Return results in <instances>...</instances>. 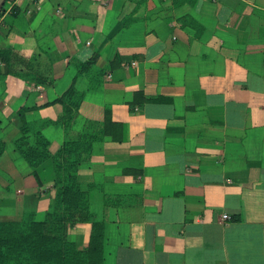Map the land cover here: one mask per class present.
<instances>
[{
  "label": "crops",
  "instance_id": "0c3cea01",
  "mask_svg": "<svg viewBox=\"0 0 264 264\" xmlns=\"http://www.w3.org/2000/svg\"><path fill=\"white\" fill-rule=\"evenodd\" d=\"M27 33L52 59V82L0 62V221L44 219L55 193L51 160L35 176L15 148L18 111L34 107L22 117L56 152L64 130L46 121L61 105L49 102L76 74L69 59L95 56L102 84L79 113L106 133L76 179L94 186L104 264H264V0H0V47ZM90 231L78 222L68 238L83 249Z\"/></svg>",
  "mask_w": 264,
  "mask_h": 264
},
{
  "label": "trees",
  "instance_id": "16d2710c",
  "mask_svg": "<svg viewBox=\"0 0 264 264\" xmlns=\"http://www.w3.org/2000/svg\"><path fill=\"white\" fill-rule=\"evenodd\" d=\"M197 0H172L175 7L192 5ZM17 8L12 13L17 14ZM136 18L122 19L127 26ZM182 24L196 28L202 26L191 17H182ZM32 35L27 33L20 43L0 47V62L6 64L7 74L17 76L35 85L52 82V59L48 52L31 46ZM28 45V46H27ZM76 74L69 87L49 104L59 103L61 112L47 124L60 125L64 139L59 149L50 153L49 142L41 132V126L27 122L23 112L34 108L25 106L18 111L21 118L20 135L14 145L26 162L34 169L46 159L52 162L55 193L44 219L36 220L33 211L23 213L16 221H0V264H104V224L92 221L89 210L91 184H80L76 171L81 163L90 160L93 144L105 137V125L101 121L83 118L79 113L85 91L99 89L105 70L96 66V57L86 61L69 59ZM131 108V107H130ZM4 142L0 140V156ZM104 196V204L112 202ZM233 220H241L233 217ZM88 245L78 249L68 238V229L78 222H90Z\"/></svg>",
  "mask_w": 264,
  "mask_h": 264
},
{
  "label": "built area",
  "instance_id": "2783aa9c",
  "mask_svg": "<svg viewBox=\"0 0 264 264\" xmlns=\"http://www.w3.org/2000/svg\"><path fill=\"white\" fill-rule=\"evenodd\" d=\"M223 217L226 219V218H228V216L226 215V214H223Z\"/></svg>",
  "mask_w": 264,
  "mask_h": 264
}]
</instances>
